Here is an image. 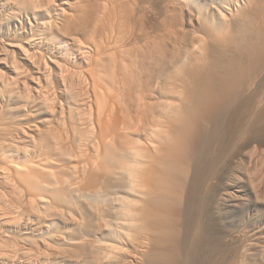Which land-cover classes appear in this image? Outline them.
Here are the masks:
<instances>
[{
    "label": "bare ground",
    "instance_id": "obj_1",
    "mask_svg": "<svg viewBox=\"0 0 264 264\" xmlns=\"http://www.w3.org/2000/svg\"><path fill=\"white\" fill-rule=\"evenodd\" d=\"M249 235L264 0H0V264L233 261Z\"/></svg>",
    "mask_w": 264,
    "mask_h": 264
},
{
    "label": "rangeland",
    "instance_id": "obj_2",
    "mask_svg": "<svg viewBox=\"0 0 264 264\" xmlns=\"http://www.w3.org/2000/svg\"><path fill=\"white\" fill-rule=\"evenodd\" d=\"M248 152H250V153H248ZM245 154H246L248 157H247ZM260 155H261L260 152H259V153L257 152V153L255 154V158H257V159L254 158L255 161H258V158H260ZM245 156H246V157H245ZM253 156H254V154L251 156V151H249V150L244 151L243 155L241 156L242 161L240 162V166H241V168H242L244 171L240 168V169L242 170L241 172H244V173H245L246 171H248L247 169H251V170L253 169V173L255 172V171H254V169H255V167H254L255 164H253L255 161H254V159H253V160L251 159V158H253ZM249 157H250V160H249ZM261 157H262V156H261ZM250 161H254V162H251V164H250V163H248V162H250ZM241 163H242V164H241ZM255 163H256V162H255ZM243 164H244V165H243ZM245 164H246V165H245ZM252 164H253V165H252ZM242 165H243V166H242ZM250 165H251V166H250ZM247 166H248L249 168H248ZM244 167H245V168H244ZM253 167H254V168H253ZM257 173H258V172L256 171L255 175H256ZM256 176H257V175H256ZM253 178H255V176H254ZM249 237H251V236L249 235V236H248V239H247V237H246L247 240L244 239V240H246V241H245L246 243H243V242L241 243V245L244 244V246H240V247H242V248H240V247H236V246H238L239 243H238V244L236 243L237 245H235V246L233 245V246L236 247L237 249L235 248V249H236V250H235L234 247H233L234 250L232 249L233 254H231V255H234V252H238V254L235 253V254H236L235 256H237V257L239 258V259H237V257H236V260H238V261L236 262V260L234 259V260H233V261H235L234 263L240 264V263H241L240 261H242V262H244V263H246V264H248V263H249V264H255V261H256V260L259 261L258 259L260 258V252H261V251H260V250H261L260 248H261L262 245H264V239H259L260 241L258 240V241H259V242H258V241L254 240V239H253V240H254V241H253V240H252L253 237H251V241H250ZM199 240H200V239L198 238V241H199ZM261 240H262V241H261ZM247 241L250 242L251 244H252V242H254V243L257 244V245H258L259 243L262 244V245H261V246L259 245L260 247H257L256 245H254L255 247H254V246H249V247H253V248H247L248 244L250 245V243H248ZM196 242H197V239H196ZM257 242H258V243H257ZM254 243H253V244H254ZM246 244H247V245H246ZM239 245H240V244H239ZM245 246H246V248L249 249L250 251L252 250V251H251V254L249 253V252H250L249 250H246V248H244ZM239 248H240V250H238ZM254 248H255L256 250H255ZM258 248H259L260 250H259ZM243 250H244V251H243ZM208 251H209V249H208L207 251L205 250V252L203 251V255H205V253H206V255H207V252H208ZM239 251H241V252H240L241 255L239 254ZM209 252H210V253H209V255H208L207 257H208V259H211V260H208V259H207L206 264H234L233 261H231L230 257L228 256V257H229V258H228V257L226 256V255H228V254H222L220 251H219V252L216 251L217 253L215 252V253H216V254H215L216 256L214 255V258H216L217 256L219 257V255L222 254L223 257H224V256L227 257V258H226L227 260L225 261V257H224V258H221V256H222V255H221L219 258L217 257L216 259H214V262H213L212 257H209V256L211 255V251H209ZM242 252H243V253H242ZM245 252H246V253H245ZM256 252H257V253H256ZM194 253H195V252H194ZM194 253H191V254H194ZM218 253H219V255H218ZM220 253H221V254H220ZM231 253H232V252H231ZM244 253H245V254H244ZM199 254H200V253H199ZM247 254H248V255H247ZM252 254H254V255H252ZM201 255H202V253H201ZM203 255H202L201 257H199L200 259H199V258H196V256L198 257V255H193V257H192L191 260H189V261H191V264H192V263H194V264H198V263H199V264H200V262H202L203 259H204V256H203ZM239 255H240L241 258L239 257ZM245 255H246L247 257H244ZM251 255H252V256H251ZM191 256H192V255H191ZM194 256H195V258H196L197 260H194V259H195ZM242 256H243V258H242ZM231 257H232V256H231ZM249 257H250V258H249ZM193 258H194V259H193ZM201 258H202V260H201ZM233 258H235V257L233 256ZM244 258H246V259H244ZM247 258H248V259H247ZM217 259H218V260H217ZM223 259H224V260H223ZM228 259H229L230 261H229ZM241 259H242V260H241ZM192 260H193L194 262H192ZM199 260H200V261H199ZM239 260H240V261H239ZM245 260H246L247 262H245ZM198 261H199V262H198ZM216 261H217V262H216ZM218 261H219V263H218ZM257 261H256V263H258ZM209 262H210V263H209ZM238 262H240V263H238ZM202 263H203V262H202ZM189 264H190V263H189ZM241 264H243V263H241Z\"/></svg>",
    "mask_w": 264,
    "mask_h": 264
}]
</instances>
